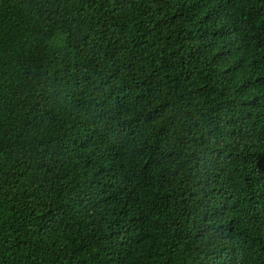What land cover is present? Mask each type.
<instances>
[{
    "label": "trees",
    "instance_id": "obj_1",
    "mask_svg": "<svg viewBox=\"0 0 264 264\" xmlns=\"http://www.w3.org/2000/svg\"><path fill=\"white\" fill-rule=\"evenodd\" d=\"M0 264H264V0H0Z\"/></svg>",
    "mask_w": 264,
    "mask_h": 264
}]
</instances>
